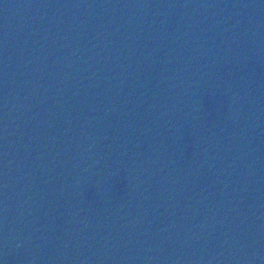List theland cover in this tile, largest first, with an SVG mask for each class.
I'll return each instance as SVG.
<instances>
[{
  "label": "water",
  "instance_id": "water-1",
  "mask_svg": "<svg viewBox=\"0 0 264 264\" xmlns=\"http://www.w3.org/2000/svg\"><path fill=\"white\" fill-rule=\"evenodd\" d=\"M0 264H264V0H0Z\"/></svg>",
  "mask_w": 264,
  "mask_h": 264
}]
</instances>
